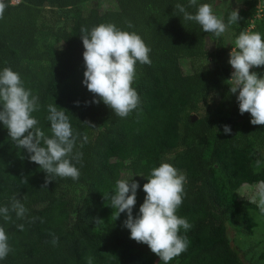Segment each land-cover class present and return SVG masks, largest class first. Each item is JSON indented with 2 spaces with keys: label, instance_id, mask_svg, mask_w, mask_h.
<instances>
[{
  "label": "trees",
  "instance_id": "16d2710c",
  "mask_svg": "<svg viewBox=\"0 0 264 264\" xmlns=\"http://www.w3.org/2000/svg\"><path fill=\"white\" fill-rule=\"evenodd\" d=\"M236 1L241 4L240 19L228 26L234 39L246 31L257 11V0ZM4 2L0 71L11 68L19 73L24 88L38 97L39 110L32 115L46 136L51 137L48 105L65 110L76 136L73 153L81 152L82 160L73 161L80 171L78 181L55 177L45 187L46 174L0 124V207H10L15 196L27 209L25 219L12 214L15 223L0 217L12 249L0 264H87L89 256L92 264H162L147 245L130 239L123 227L126 214L115 220V209L103 199L104 194L114 193L124 175L132 176L140 186L135 218L146 195L143 185L151 169L161 163H169L186 177L183 203L176 214L192 225L179 233L188 239L187 250L169 264H248L232 245L227 224H242V232L250 231L255 223L247 211L264 216L256 204L235 195L241 186L264 180V169L258 171L264 161V125L250 124L249 113L239 114L238 92H229L230 71L217 65L226 57L220 38L185 22L175 9L177 3L187 7L188 0ZM195 10L187 8L191 13ZM231 12L225 14V24ZM45 19L50 20L48 25L43 24ZM101 23L135 32L150 48L151 64L137 63L132 84L140 103L126 118L114 115L103 102L93 104L98 97L82 84V29ZM258 33L264 39V30L258 28ZM206 39L215 44L213 52L206 50ZM57 45L67 46L69 53L65 55ZM207 58L214 61L213 68L192 65L186 72L181 65L184 59ZM250 71L264 75V66ZM215 94L232 102L225 118H216ZM225 125L230 126V134L224 133ZM33 217L39 219L30 223ZM17 224L25 230L19 231ZM53 235L58 238L56 246L51 243Z\"/></svg>",
  "mask_w": 264,
  "mask_h": 264
},
{
  "label": "clouds",
  "instance_id": "9594fccd",
  "mask_svg": "<svg viewBox=\"0 0 264 264\" xmlns=\"http://www.w3.org/2000/svg\"><path fill=\"white\" fill-rule=\"evenodd\" d=\"M6 7L4 0H0V18ZM188 7H194L195 12L187 11ZM175 9L182 14L185 22H194L202 32L211 33L215 37H221L229 25L240 19L238 11L233 10L225 24L222 17L214 14L210 4H198L197 0H188L187 7L177 3ZM82 33L80 39L84 48L82 58L85 66L83 86L94 97H98L93 99V104L103 102L114 115L126 118L140 103L132 84L136 77L137 63L151 64L150 48L135 32L120 30L111 23H101L91 30L82 29ZM234 45L229 53V64L234 70L228 80L229 92H238L236 100L239 114L249 113L250 124L264 125V75L258 76L256 72L250 71L264 66V39L258 32L241 31ZM38 110V97L24 88L19 73L11 68L0 71V124L7 129L8 136L18 148L26 150L28 159L46 174L45 187L55 177L78 181L80 171L73 161L80 164L82 153H73L76 136L73 135L65 110L54 104L48 105L47 120L50 122L51 137L37 127L38 121L32 113ZM83 124L95 127L89 122ZM223 131L230 134V126H223ZM84 140L87 141L86 136ZM24 182L27 183V180ZM185 182L186 177L169 163H161L152 168L147 183L143 185L142 191L146 195L135 218L133 208L140 186L132 178L118 180L114 193L103 195V199L109 201V207L115 209V220L121 213L126 214L123 227L129 230L130 239L147 245L162 264H169L188 247L187 237L179 233L181 229L187 232L192 225L186 218L176 214L183 203ZM250 199L264 215V180L254 185ZM13 213L17 220L27 216L26 207L15 196L11 198L10 207H0V217L6 222L15 223L12 220ZM36 219L39 218L33 217L29 222ZM16 227L19 231L25 230L23 224H17ZM51 243L56 246L58 238L53 235ZM11 251L9 236L5 228L0 226V260H4ZM92 261L93 258L89 256L87 264H92Z\"/></svg>",
  "mask_w": 264,
  "mask_h": 264
},
{
  "label": "rangeland",
  "instance_id": "374dc122",
  "mask_svg": "<svg viewBox=\"0 0 264 264\" xmlns=\"http://www.w3.org/2000/svg\"><path fill=\"white\" fill-rule=\"evenodd\" d=\"M89 4L90 3L84 5V7L89 6ZM209 4L212 6L214 14L218 17H222L223 21L227 12L233 10L238 11V9L241 7V4H239L236 0H214ZM260 5L263 6V11L260 13V18L256 19L255 23L253 24L254 29L251 32H258V28L264 30V0H257L256 9L259 8ZM49 21L50 20L45 19L43 24L48 25ZM40 25H42V22H40ZM233 35L234 31L228 27L227 31L221 37H219L223 45V49L226 51V57L223 61L217 63V65L229 69L230 74L234 71L229 64V53L231 52L232 47L235 46V39L233 38ZM205 45L208 52H213L215 50V44L209 41V39H206ZM57 46L62 49L65 55L69 53V48L67 46ZM214 64V61H212L210 58L196 61L184 59L181 61V65L186 72L190 70L192 65L213 68ZM212 99L214 109L217 112L216 118L222 119L227 117L233 106L230 98L223 94H215L212 96ZM261 169H264V161L261 166H258V171ZM178 173L183 174L181 172ZM131 178L134 179L132 176H123V179L130 180ZM253 187L254 186L252 185L241 186V188L235 193L236 197L240 200L251 202L250 196L253 192ZM247 217L250 221L255 223V227L250 231L242 232V224L237 225L231 222L227 224L231 243L236 248V250L240 252L241 258L247 261L248 264H264V216H261L256 211L250 209L247 211ZM244 252L246 253L245 255Z\"/></svg>",
  "mask_w": 264,
  "mask_h": 264
},
{
  "label": "built area",
  "instance_id": "2783aa9c",
  "mask_svg": "<svg viewBox=\"0 0 264 264\" xmlns=\"http://www.w3.org/2000/svg\"><path fill=\"white\" fill-rule=\"evenodd\" d=\"M8 1H9L10 5H17L20 3V0H8ZM262 8H263V6H261V5L259 8H257L255 18H254V20L250 21V25H248V28L246 29V31L251 32L254 29L253 24L255 23L256 19L260 18V13L262 12Z\"/></svg>",
  "mask_w": 264,
  "mask_h": 264
}]
</instances>
